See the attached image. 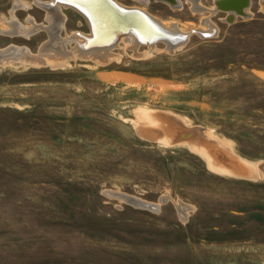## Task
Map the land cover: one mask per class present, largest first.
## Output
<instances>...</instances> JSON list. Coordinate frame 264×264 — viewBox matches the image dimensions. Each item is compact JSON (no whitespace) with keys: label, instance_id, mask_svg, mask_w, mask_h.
Wrapping results in <instances>:
<instances>
[{"label":"rangeland","instance_id":"rangeland-1","mask_svg":"<svg viewBox=\"0 0 264 264\" xmlns=\"http://www.w3.org/2000/svg\"><path fill=\"white\" fill-rule=\"evenodd\" d=\"M180 1L115 0L185 36L102 57L70 6L0 0V264H264V0Z\"/></svg>","mask_w":264,"mask_h":264},{"label":"bare ground","instance_id":"bare-ground-1","mask_svg":"<svg viewBox=\"0 0 264 264\" xmlns=\"http://www.w3.org/2000/svg\"><path fill=\"white\" fill-rule=\"evenodd\" d=\"M157 1H160V2H162L164 4H167V5H169L170 7L174 8V9H178L182 5L180 0H157ZM190 1L194 5L197 3L196 0H190ZM221 1L222 0H218V2L220 3V6L218 5V7H221L224 10H226L227 8L231 9V10H228V12H227L228 17L235 18L237 15H243V16H247L248 15L249 7H250V3H249L250 0H226L225 2H221ZM61 2L65 3V4H62ZM61 2L56 0L55 3L57 5V8H54L52 6L49 8L51 10H49V12H48L49 13L48 17L50 19L49 21L51 22V25H53V23H56L58 25L57 28H61L62 24L65 22L64 21L65 20V16L62 15V13H60V11H61L60 8L64 7V6L65 7H69L70 6L72 9H75L76 11H78L81 14V16H83V17H85L87 19V21L90 24V28H91L92 15H88L87 13L85 14L83 10L79 9L78 7H76L74 5H71V4L63 2V1H61ZM246 2H248V5L246 4ZM61 5H64V6H61ZM117 5H118V7L121 10H126V11L138 10V11H142L145 14H149L148 12L146 13L145 9H140V8H136V7H134V8H129V7L126 8V7H124V6H122V5L118 4V3H117ZM199 8L202 9L201 7H199ZM103 12H106V10H104ZM131 14H132V16L134 18H136L138 20V25H137V23H136V25L132 24V26H134V28H133L134 31L131 30L128 33V35H125V36L133 38V40L136 41L135 42L136 43L135 46L142 45V44L154 45V43H156L158 40L154 41L152 43H149L148 40H151V38L154 37L158 33L167 36V37L161 39V41H164L165 43H167L170 46L174 47L175 45H179L180 43H182L181 37H182V35L183 36H185V35L180 30H178L175 25L164 24V23L158 21L157 19H152L153 17L151 18V16L148 15L150 17V19L152 20V23H151L146 18L141 16L140 14L139 15L137 13H131ZM137 26H139L140 29H138ZM93 27L95 29V26H93ZM12 28L16 30L15 33H18V34H21V35H24V36H28L30 34V32H31V28L30 27L24 28V27H22L19 24L18 25L17 24H13ZM54 31H55L54 34H53V30L50 32L52 37H54V35L58 32V30L56 28H54ZM57 35L58 34H56V37L52 38V40L58 43ZM78 37H79V39L75 40L76 42H78V45H77L76 49L79 52H82V53H85V54L88 53V54H93V55H98V56H100L102 54V57H105L110 52L112 47H114L116 45V44H113V45L108 47V45H110V44L106 43L108 40L100 39L98 37V34H96V33L93 34L92 33V29H91V34L90 35H88V36H79L77 34V38ZM95 37H96V41L93 40ZM67 41L70 42L71 40L69 39ZM67 41H66V43H67ZM83 41H85L84 45H83ZM66 43H64V44H66ZM102 43H106V44L101 45ZM44 47H45V45H44ZM9 50H12V48H9L8 51L5 52V54H2L1 53L2 51H0V57L4 58V57H7L10 54H12V51H9ZM54 51H56V53L58 55H62V54L68 55L67 53H64L65 49L63 51L61 49V47H59V48L58 47L51 48V45L49 47H45L44 50L42 51V53L44 55L46 54L47 56H51L52 52H54ZM16 53H17L18 56H21L23 54L22 51H18ZM75 53H77V52H75ZM27 54H28L27 51H25L23 56L24 55L27 56ZM43 54H41V55H43ZM115 195H117V197L122 196L124 199L125 198L127 199V196H123V195H119V194H115Z\"/></svg>","mask_w":264,"mask_h":264},{"label":"water","instance_id":"water-1","mask_svg":"<svg viewBox=\"0 0 264 264\" xmlns=\"http://www.w3.org/2000/svg\"><path fill=\"white\" fill-rule=\"evenodd\" d=\"M60 1L74 5L79 9L83 10L85 14L87 13L88 15H92V21H91L92 33L98 34V37L102 40H108L106 43L110 45H112L119 37L123 35H128V33L131 30L134 31L133 29L134 26H132V24L136 25L137 23L138 25V20L134 18L131 13H137L138 15L140 14L141 16H143L149 22L152 23L150 17L147 14L143 13L142 11L121 10L118 7V5L115 4L112 0H60ZM225 1L226 0H222L221 2H225ZM246 4L248 5V2H246ZM217 5L220 6V3L218 2ZM219 9L224 12H228V10H231L230 8L224 10L221 7H219ZM104 10H106V12H103ZM228 21L233 22L234 18L229 17ZM93 26H95V29ZM137 27L138 29H140L139 26ZM165 37L167 36L158 33L154 37H152L151 40L148 41L149 43H152L157 40L161 41V39ZM93 40L96 41V37ZM106 43H102L101 45ZM119 197L121 199H124L122 196ZM124 200L136 207H140L151 211L159 210V205L157 204L144 202L139 199H134L133 197L130 196H127V199L125 198ZM166 202L167 199L165 198L161 199L162 204Z\"/></svg>","mask_w":264,"mask_h":264}]
</instances>
